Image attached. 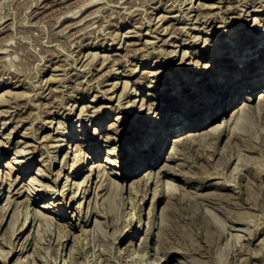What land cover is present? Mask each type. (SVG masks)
<instances>
[{"label": "rangeland", "instance_id": "obj_1", "mask_svg": "<svg viewBox=\"0 0 264 264\" xmlns=\"http://www.w3.org/2000/svg\"><path fill=\"white\" fill-rule=\"evenodd\" d=\"M233 32L234 36L231 35ZM259 37H264V0H0V264H139L136 261L144 255L149 256L146 264H264V202L260 203L258 210H254L236 199L238 192H241L242 198H247L246 183L248 185L249 180H253L254 184L250 182L249 187L252 186L256 194L260 192L258 197L264 201V194H261L264 193V175L255 179L253 175L248 176L246 171H241L240 167V174L245 173L248 179L239 182L242 184L238 185L239 189L234 188L238 187L234 186L236 183L227 181L238 163L244 161L234 159L227 165L224 171V178L228 175L226 180L223 175L221 179H210L215 177V161L220 158L215 155L210 162L215 163L212 171V164L204 170L205 174H212L213 177L203 183L201 179L206 175L202 173V168L207 167L205 159H202L206 156L204 143L195 141V144L189 145L191 148H179L183 150L179 159L168 162L175 147L172 137L159 163L151 169L144 166L134 176L123 177L130 166L115 168L106 161L124 162L121 157L126 156L121 154L122 149L129 145L133 147L134 141L139 138L137 136L143 135L141 132L146 126L142 125L148 116H152V125L156 126L166 124L173 117H179L182 122L189 120L186 116L188 112L182 109L185 101L181 102V99L184 96L186 100L196 102L192 109L199 111L205 105V98L189 97L193 90L180 91L190 83L188 80L191 77V87L198 90L197 94L200 93L199 88L204 86L207 89L210 81L218 82L217 78L221 75L226 89L222 92H230L228 72L225 70L234 61L222 60L234 57L236 50L231 49L233 45L241 48L248 39L252 41ZM220 47L230 49L214 53ZM218 58L221 61H215ZM255 58L260 59L259 55ZM259 64H254L252 70H258L255 66ZM199 65L202 66L200 70ZM240 69L241 66L237 70ZM196 71L199 74L196 75ZM254 71L252 74L256 75ZM241 74L239 72L234 76L235 87H246L234 108L241 109V102L248 97L254 98V103L250 105L255 108L261 89L254 96L248 95L247 83L253 84L254 78L245 79ZM206 76L208 78L201 82ZM183 77L185 79L180 80L178 88L170 86ZM259 82L263 84L264 77ZM159 86H163L164 90L157 89ZM165 87L171 90L165 92ZM84 106L90 107L82 110ZM94 112L98 118L85 123L82 132L86 133L80 136L83 113L93 115ZM117 118L121 119L116 121ZM102 119L104 121L99 128L101 137L94 136L96 125ZM259 120L250 117L242 123L251 125L255 121L260 123ZM59 121L65 126L70 125V128H60ZM58 132H66L67 136ZM188 132L189 129L180 131L173 138L183 142L182 138ZM80 137H88L89 141H80ZM107 137L111 138L109 142H106ZM60 139L65 140L64 144L68 147L51 148L58 145L57 140ZM227 141L226 135L216 147L221 150ZM20 150L29 154L21 157L18 154ZM134 150L128 155L132 156ZM109 152L115 155L110 156ZM201 154L203 157H200ZM78 155L80 160L85 161L79 168L83 167L84 171L77 178L71 176L70 179L82 185L80 189L75 186L71 192L64 193L63 187L79 159ZM88 156L91 159L87 160ZM94 156L97 158L93 159ZM250 157L257 159L259 171L264 172V151L262 155L252 154ZM15 158L19 162L16 166L18 171L10 172L6 166ZM247 161L245 164L252 166ZM94 164L101 167L93 169ZM167 166L175 168L170 175H165ZM20 167H28V172H22ZM192 167H201L200 172L195 173L196 177L194 173L188 174V171L195 170ZM108 172L113 184L120 185L112 192L102 190L101 183L105 177L97 183L98 175ZM149 172H152V178L147 176ZM235 174L237 179L240 174ZM6 177L13 179L12 182ZM33 179L44 186L40 187L42 192L49 190L40 193L39 197L45 194L48 197L33 201L25 192ZM138 182L139 185L136 184ZM167 183L174 189V197L170 199L166 196ZM216 183L219 184L215 188L213 184ZM224 184L232 186L225 189ZM56 192L66 196L57 197ZM182 194H188L187 197L192 199L183 200ZM209 194L216 195L210 198ZM74 195L80 197L73 201ZM217 195H233L235 200L227 205ZM104 202L105 208H108L105 214L108 219L94 212L96 208L98 211L97 203ZM58 204L63 206L56 208ZM166 204L169 212L165 218L176 217H173L175 221L172 218L173 222L168 220L171 223L163 221L168 219L163 218L162 213ZM43 206H49V209H43ZM195 207L201 209V213ZM232 209L239 210L235 213L234 210L231 212ZM63 210L68 212L63 218L53 214H60ZM90 211L93 213L90 214ZM193 211L198 217L193 215ZM224 211L228 215L225 216ZM174 212H180L179 216ZM246 212L248 216H242ZM232 214L239 216L235 218ZM207 217L214 226L206 224L209 223L205 219ZM43 219L49 220V223L41 222ZM58 224L65 225L68 231L67 240L63 242L59 239ZM162 224L164 230L160 229ZM165 225L172 230L166 229ZM188 225L193 231L187 229L190 228ZM204 225H207L206 228ZM183 229L185 233L181 231ZM196 229L200 232L196 233ZM208 229L213 232L210 234ZM97 232L103 236L102 240H94ZM180 232L187 233L186 237L190 240H186ZM202 232L208 234L203 233L206 235L203 236ZM167 233L171 234L170 237ZM192 234L193 240L188 238ZM176 236L181 238L177 240ZM161 240H167V244L171 242L170 250L173 249L166 250ZM72 250L77 251L76 254L72 255ZM102 251L107 255L98 259L97 255ZM121 257L124 261L120 260Z\"/></svg>", "mask_w": 264, "mask_h": 264}, {"label": "bare ground", "instance_id": "obj_2", "mask_svg": "<svg viewBox=\"0 0 264 264\" xmlns=\"http://www.w3.org/2000/svg\"><path fill=\"white\" fill-rule=\"evenodd\" d=\"M95 2V1H94ZM91 5V4H90ZM189 17H191V16H189ZM255 17H257V16H255ZM259 18V17H258ZM258 18H255V21H258ZM188 19V18H187ZM186 19V20H187ZM189 21V20H188ZM257 24H259V23H257ZM261 24V23H260ZM232 36H234L235 35V33L233 32L232 34H231ZM244 35V34H243ZM260 35V34H259ZM251 40V39H250ZM249 39H248V45H247V43L246 44H244L241 48L239 47V46H232L231 47V49H233V50H236V53H235V55H234V57L233 58H228L227 60H222V61H225V62H227V61H234V63L231 65V67L230 68H228L227 70H225L226 72H228V74H227V84L229 85V86H231V91L230 92H228V93H226V92H222V91H226V89L224 88V85H223V82L225 81V79H224V77H223V79H221L222 78V75H221V77L219 76V78H217V81L218 82H213V83H211V81H210V83H209V85L207 86V89H204V86L203 87H201V88H199V89H201V90H199L200 91V93L199 94H197L196 92L198 91V90H194V88L193 87H191V85H193V83H191L192 82V80H193V78L191 77V79H189L188 81L190 82L189 84H187L185 87L183 86V90H180L181 91V93H183V92H185V91H188V90H193L194 91V93H192L191 95L189 94V97H192L193 99L194 98H197V99H202V98H205V105L201 108V109H199V111H196V109H195V111L192 109V105H194L195 103L193 102L192 103V101L190 102V100H186V97L184 96V98H182L181 99V102H183V101H185V104H184V107L182 108V109H186V111L188 112L187 114H186V116L187 117H189V120H187V121H185V122H182V120L179 118V117H177V118H171L170 120H168L167 121V123L166 124H164V125H161V126H156L155 124L154 125H152L153 123H152V116H148L147 118H146V121H144L145 122V124L144 125H142V126H146V129L143 131V132H141V133H143V135L142 136H137V137H139L138 138V140H136V141H134V145H133V147H131L130 145L129 146H127V147H125V148H123L122 150V152L123 153H121L122 155H125L126 157L124 158V157H121L122 159H123V161L124 162H118V161H115V162H113L112 160L110 161V160H106L107 161V163H108V161H109V165H111V166H113V167H123V168H125L124 166H126V165H128V166H130V168H129V170L128 171H126L124 174H123V177H125V178H128V177H131V176H134V175H136V174H138L139 172H141V170H142V168L145 166L146 168H149V169H151V168H154L158 163H159V161H160V159H162V152L164 151V149L166 148V146H167V144H168V140L169 139H171V137H172V139H171V141H173V140H175V147L173 148V150H172V152L170 153V156L168 157V159H167V161L168 162H174V161H176L177 159H179V157H180V155H182V151L181 150H179V148H185L186 146L187 147H190V146H192V143H194L195 141H200L202 144L204 143V147H203V150L205 151V154H204V156H205V158L202 156V154H201V156L200 157H203L202 159H205L204 160V162H205V164H207V167L205 166V168L206 169H204V168H202L203 170V172L202 173H204L205 174V172H204V170L206 171L208 168H209V165L210 164H212V163H210L211 161H212V158L215 156V155H219L220 156V158L217 160V161H215V163H217L216 165H215V172L213 173V175L216 177H214V178H210V177H213L212 176V174H210L209 172V174L210 175H208L207 173L205 174L206 175V177H204V176H202L201 175V173H200V175L202 176V178L203 179H201V181L203 182V183H205L206 182V180L207 179H221V176L224 178V176H225V172H226V167H227V165L228 164H230L231 162H232V160H237V159H239V161H244V162H241V163H238V165H237V167L234 169V171H233V173H231V176L229 175V177L227 178V181H230V183L231 182H234V183H236V185H234V186H238L239 184H241V183H239L241 180H243L244 181V179H248V176L250 175V176H252L253 175V177L255 178L256 176H257V178H261V176L262 175H264L263 173L264 172H262V171H259V166H257V164H258V162H257V159L255 158V157H250V156H252V154H258V155H262V153H263V149H264V135H263V132H264V82H263V84H261L260 85V82H259V80L262 78V77H264V37H263V39H262V37H259L258 39H252V41H250ZM205 41H207V40H205ZM223 47H225V45L223 46ZM118 49H120V48H118ZM223 49V50H222ZM230 48L229 47H227V48H222V47H220V48H218V50H215L214 51V53H224L226 50H229ZM221 51H223V52H221ZM186 53V52H185ZM217 55V54H216ZM218 55H220V54H218ZM222 55H224V54H222ZM226 55H230V53H227ZM231 55H232V52H231ZM256 55H259V60H257L255 57H256ZM250 60H251V62H250ZM215 61H221V59H216ZM241 63H243V64H241ZM256 63H260L258 66H255V68L256 67H258L257 69L258 70H256V71H254V70H252L254 67H252V66H254V64H256ZM241 64V65H240ZM202 65V64H201ZM241 66V69H240V71H238L239 70V67ZM233 67H235L233 70H231ZM137 68V67H136ZM198 69L200 70V69H202V66H200L199 65V67H198ZM238 69V70H237ZM136 72H137V70H135ZM253 71L255 72V74L256 75H254V74H252L253 73ZM239 72H242V74L241 75H244V78L245 79H247V78H249V77H252V79H253V84L251 83H247V93H248V95H256V91H259L260 89V93H259V95L256 97L257 99L259 98V100H258V104H257V106L255 107V108H252L251 107V105H250V103H254V98H250V97H248V98H245V101H243V103L241 102V104H242V108L241 109H238V107L236 106L235 108H234V104L236 103V101L238 100V98H240V95H241V93H242V91H244L245 89V87H235L236 86V84H237V82H235V79H234V76L236 75V74H238ZM113 74H115V72L113 73ZM197 74H199V71H196V75ZM116 75V74H115ZM208 78V76H206L205 78H203L202 80H201V82H203V81H205L206 79ZM182 79H185V77H183V78H181V79H177L178 81H175V82H172V84L170 85V86H172V85H174L175 86V89L176 88H178V83L180 82V80H182ZM216 79V78H215ZM214 79V80H215ZM197 80V79H196ZM249 80V79H248ZM249 81H251V78H250V80ZM201 82H199L198 84H200ZM155 84H156V82H155ZM220 84V85H219ZM227 86V85H226ZM16 87V86H15ZM218 87V88H217ZM166 88V90H165V92H168V91H170L171 89L169 88V87H165ZM157 89H159V90H161V89H163L164 90V88H163V86L162 87H160L159 86V88H157ZM110 91V90H109ZM176 93V92H175ZM204 93H207V94H204ZM201 94H203V95H201ZM132 95V94H131ZM172 95V94H171ZM203 96V97H202ZM170 97H172V96H170ZM244 97H247V96H244ZM243 97V98H244ZM256 100V99H255ZM95 100H92L91 102H94ZM175 101V100H174ZM188 101V102H187ZM256 103V102H255ZM241 104H240V106H241ZM77 106V105H76ZM89 107L90 106H84L83 108H82V110L83 109H89ZM217 107V108H216ZM80 108V107H79ZM92 108V107H91ZM94 108V107H93ZM176 110H178V108H176ZM175 110V111H176ZM209 111V112H208ZM86 112V111H85ZM97 112V111H96ZM178 112V111H177ZM180 112V111H179ZM205 112L207 113L208 112V114L207 115H205ZM78 114V113H77ZM82 114V113H81ZM177 114H179V113H176V115ZM210 114V115H209ZM71 115V114H70ZM139 115V114H138ZM173 115V114H172ZM209 115V116H208ZM81 116V115H80ZM137 116V115H136ZM206 116H208V117H206ZM181 117V116H180ZM206 117V118H205ZM250 117H255V120H257V119H260L259 121H261L260 123L258 122V123H256V121H255V123L253 124H251V123H249V124H251V125H246V124H244L243 125V121H245V120H247V119H249ZM96 118H98V116L97 115H95V112H94V114L93 115H91V113H90V115L89 114H85V113H83V117H81V122H82V125L79 127L80 128V136L81 135H84L85 133H86V131L84 132H82V129H83V127H85L84 126V124L85 123H87V122H90V120H95ZM74 119V118H73ZM88 119V120H87ZM118 119H121V118H117L116 119V121L118 120ZM142 119V118H141ZM245 119V120H244ZM103 119L102 120H99L98 122V125H96V129H95V133H94V136H98V137H101V133L102 132H100V130H99V128H101L102 127V123H103ZM249 121V120H248ZM250 122V121H249ZM57 123H59V127L60 128H62V129H64V130H66V127H69L70 128V125H66L65 126V124H63L62 122H57ZM57 123H56V125H57ZM107 125H109V124H107ZM65 126V127H64ZM72 126V125H71ZM140 128H142V127H140ZM186 129H189V132L188 133H186L185 134V136L186 137H184V138H182L183 140V142H179V140H178V138L176 137V138H173L174 136H176L180 131H184V130H186ZM168 130V131H167ZM79 131V130H78ZM134 131V130H133ZM60 135H65L64 137H66L67 135L65 134L66 132H64V133H61V132H58ZM132 133V132H131ZM68 134V133H67ZM79 134V133H78ZM227 135V137H228V141L226 142V144H225V146L220 150L218 147H216V144H217V142L222 138V137H224V136H226ZM136 136V135H135ZM180 137H183V136H180ZM108 138V140L106 141V142H109L110 140H111V138H109V137H107ZM73 139V136L72 137H70L69 138V142L71 141ZM88 139V137L87 138H85V139H83V137H80V138H78V140H80V141H86V143H87V141H89V140H87ZM99 139V138H98ZM58 142H59V144L58 145H56V146H52L51 148H63L64 146L65 147H68V144H64V141L65 140H57ZM25 144V143H24ZM195 144V143H194ZM28 145V144H27ZM26 145V146H27ZM190 145V146H189ZM21 146V145H20ZM81 146V145H80ZM25 148V147H24ZM23 148V149H24ZM191 148V147H190ZM22 149V148H21ZM132 149L135 151L134 153H133V155L132 156H130V155H128V153H130V151H132ZM186 149V148H185ZM193 149V148H192ZM202 149V148H201ZM200 149V150H201ZM190 150V149H189ZM200 150H198V151H200ZM73 151V150H72ZM77 151H79V150H75V152H77ZM124 151H126V152H124ZM193 151V150H192ZM81 152V151H80ZM194 152V151H193ZM203 152V151H202ZM206 152H207V154H206ZM190 153V152H189ZM201 153V152H200ZM246 153V154H245ZM18 154L22 157V156H26V155H28L29 154V152H25V150H20V151H18ZM84 154V153H83ZM197 154V153H196ZM247 154H249V155H247ZM109 155L110 156H113V155H115V153H112V152H109ZM184 155V154H183ZM198 155V154H197ZM18 156V155H17ZM199 156V155H198ZM218 156V157H219ZM80 157V155H78V158ZM91 157V156H90ZM89 156L87 157V160H89V159H91ZM217 157V158H218ZM69 159H70V157H68ZM68 158H66V161H65V166L67 165L66 164V162H67V159ZM84 158V157H83ZM82 158V159H83ZM97 158V156H94L93 157V159H96ZM127 158H129L128 160H127ZM134 158V159H133ZM146 158H147V160H146ZM198 159H200L199 157H197ZM216 158V157H215ZM18 159V158H17ZM17 159L15 158V159H13L12 161H10V162H8V164H7V170H9L10 172H17L18 171V168L16 167V166H18L19 165V162H17ZM85 159V158H84ZM214 159V158H213ZM244 159V160H243ZM248 160L249 162H250V164H252V166L250 165L249 166V164L247 163V164H245V162ZM9 161V160H8ZM55 161H56V159H55ZM247 161V162H248ZM136 162V164L135 165H133L134 163ZM147 162V163H146ZM6 163V162H5ZM214 162H213V164H215ZM85 164V161H83V160H80V158L77 160V162H76V164L75 165H73V167H72V170H71V173H70V175H69V177L67 178V181H66V183H65V185H64V189H63V191H64V193H66L67 191H72V189H74V187L76 186H78L79 187V189H80V187H81V185L82 184H80V183H77L76 181H74L73 182V180L75 179V178H77L79 175H80V173L82 172V171H84V168L82 167L81 169H79L80 168V166L81 165H84ZM96 164V163H95ZM93 165V169H98V167L100 168L101 167V165ZM133 166H132V165ZM213 164L211 165L212 167H210L211 168V171H212V168H213ZM26 165V164H25ZM28 165H30V164H27V166ZM128 166L126 167V168H128ZM165 167V166H164ZM203 167V166H202ZM240 167L242 168V170L241 171H246V174L248 175H246V176H244V174L242 173V174H240L241 173V171H239V169H240ZM27 168L28 167H20V170L22 171V172H28L27 171ZM192 168H194L195 170H190V171H188V174H190V173H194V175H195V177H196V172H200V168L201 167H199V168H195V167H192ZM46 169V168H45ZM100 170V169H99ZM173 170L175 171V168L174 167H169V166H167L166 167V169H165V175H170L171 173H173ZM228 170V169H227ZM39 171H41V170H39ZM225 171V172H224ZM102 172V171H101ZM238 173V174H240V176L236 179V174L235 173ZM39 173V172H38ZM145 173V172H144ZM8 176L10 175V173H6ZM21 174V173H20ZM106 174V175H105ZM101 173V174H99L98 175V179H97V183H100L103 179L102 178H104L105 177V179L103 180V181H105L106 182V185H104V183L105 182H103L102 181V183H101V187H102V190H107L108 192H112V190H117V189H119L120 188V185L119 184H113L114 182H112L111 181V179L109 178V175L111 174L110 172H108V173ZM198 175H199V173H197ZM203 174V175H204ZM237 174V175H238ZM41 175V174H40ZM142 175H143V173H142ZM152 172H149L148 174H147V176H149V178H152ZM199 175V176H200ZM74 177V179L72 180V179H70V177ZM141 176V175H140ZM190 176H193V175H190ZM208 176V177H207ZM218 176V177H217ZM228 175L226 174V177H227ZM60 177H61V174H60ZM225 177V178H226ZM7 178V180H9V181H11L12 182V180H11V178H9V177H6ZM198 178H200V177H198ZM224 178V179H225ZM253 178V179H254ZM257 178H255V179H257ZM250 179V178H249ZM146 180H148V179H146ZM195 180H197V179H195ZM200 180V179H199ZM198 180V181H199ZM226 180V179H225ZM160 181V180H159ZM246 181V180H245ZM253 181V180H252ZM252 181H250L249 180V184L247 185V183H246V186H248V188H247V191L245 190V195H246V199H244V198H242L241 197V192H238V195H239V197L238 198H236L237 200H239V202H241L242 204H244V205H248V206H250L251 207V209H254V210H256L258 207H260L259 205H260V203L262 202H264V201H262V200H260L259 199V191H261L260 189H259V187H258V189H259V193L258 194H256V192L255 191H253L251 188H252V186H251V188L249 187L251 184H254V182H252ZM258 181V180H257ZM259 181H260V179H259ZM109 182V183H108ZM242 182V181H241ZM250 182H252L251 184H250ZM108 183V184H107ZM263 183V182H262ZM2 184V177H1V175H0V185ZM73 184V186L72 187H70V188H68V186H71ZM111 184V185H110ZM136 184H138L139 185V182L138 183H136ZM219 183H216V184H213L214 186H215V188L217 187V185H218ZM258 184H260V182L258 183ZM211 186V187H214V186ZM221 185H223V184H221ZM225 185V184H224ZM242 185V184H241ZM261 185H263V184H261ZM260 185V187L261 188H263L262 186ZM34 186H37L36 188L34 187ZM227 186H232V184H226L225 186H224V188L226 189V187ZM40 187H44L40 182H38L36 179H33V180H30L29 181V183H28V187H27V189L25 190V192H28V195L30 196V197H32L33 198V201H41V200H43V199H45V197H48V194H45V195H41V197H39L40 195V193H44V192H48L49 190H43V192H42V190H40ZM75 187V188H76ZM176 187H178V186H176ZM219 187V189H221L222 187H220V186H218ZM242 187V186H241ZM243 187H245V186H243ZM234 188H237V189H239V186L238 187H234ZM246 188V187H245ZM254 188V187H253ZM256 188H257V186H256ZM256 188H254L255 190H258V189H256ZM46 189V188H45ZM241 189H243V188H241ZM173 186L170 184V183H167V193H166V196L169 198V197H174V193H173ZM223 190V189H222ZM243 191V190H242ZM53 192V191H52ZM55 192V191H54ZM175 192V191H174ZM227 192V191H226ZM74 193V192H73ZM89 193V192H88ZM237 193V192H236ZM1 194V193H0ZM262 195L264 194V193H261ZM260 194V195H261ZM35 195V196H34ZM55 195H57V197H61V198H64L66 195L65 194H61V193H58V192H56L55 193ZM80 195H81V193H80ZM80 195L78 196V195H74L73 197H72V200L74 201L77 197H80ZM188 195V194H187ZM187 195L186 194H182V199L183 200H185V198H191V197H187ZM210 195V198H211V196H213V194H209ZM216 195V194H215ZM215 195L213 196V197H215ZM261 195V196H262ZM176 196V195H175ZM189 196V195H188ZM208 196V195H207ZM218 196V198L220 199V201L222 200V202L223 201H225L226 202V204L227 205H230V202L231 201H233V200H235V198L233 197V195H224V196H222V195H217ZM259 196V197H258ZM2 197V196H1ZM1 197H0V199H1ZM54 197V196H53ZM202 197H205L206 198V196H202ZM209 198V197H208ZM218 198H216V199H218ZM262 198V197H261ZM55 199V198H54ZM170 199V198H169ZM175 199V198H174ZM192 199V198H191ZM194 199V198H193ZM204 199V198H203ZM213 199V198H212ZM189 200V199H188ZM187 200V201H188ZM195 200V199H194ZM197 200V199H196ZM205 200V199H204ZM169 201V200H168ZM190 201V200H189ZM209 201H212V200H209ZM217 201V200H216ZM216 201H213V202H216ZM219 201V202H220ZM194 202V201H193ZM219 202H216V203H218L219 204ZM56 203V202H55ZM191 203H192V201H191ZM195 203V202H194ZM98 204V211H96L97 210V208L95 209V214L97 213V215H99V216H101V217H104V218H107L108 219V215L107 216H105V214H107V210H106V208H105V202L104 203H97ZM167 204H169V202H167ZM166 204V206H165V208L163 209V211H162V213H163V215H164V217L163 218H165V215L166 216H168V205ZM220 204H223V203H220ZM219 204V205H220ZM234 204H237V203H234ZM234 204H231V205H234ZM195 205V204H194ZM198 205V206H197ZM196 206L197 207H199V203L197 204ZM202 205V204H201ZM238 205H239V203H238ZM263 205H264V203H263ZM58 206H63V204H58L57 206H56V208L58 207ZM80 206V205H79ZM124 206V205H123ZM262 206V205H261ZM45 207V208H44ZM221 207H223V205L221 206ZM225 207V206H224ZM228 207H230V206H228ZM233 207H235V206H233ZM239 207V206H238ZM238 207H236V208H238ZM200 208H202V206L200 207ZM241 208V207H240ZM243 208V207H242ZM248 208V207H247ZM42 209V208H41ZM43 209H49V206H43ZM108 209V208H107ZM122 209H124V207H122ZM173 209H175V208H173ZM195 209H197L196 207H195ZM203 209V208H202ZM224 209H226V207L224 208ZM231 209V208H230ZM229 209V210H230ZM249 209V208H248ZM247 209V210H248ZM198 211H200V213H201V209L199 210V208L197 209ZM196 210V211H197ZM233 210L234 209H232V211L231 212H233ZM238 210L239 209H235L234 211H235V213L236 212H238ZM241 210V209H240ZM245 210V209H244ZM258 210V209H257ZM168 211V212H167ZM174 211V210H173ZM173 211H171L170 213H172ZM175 211H177V210H175ZM196 211H195V213H196ZM197 211V212H198ZM60 212V211H59ZM101 212H103V214H101ZM230 211H228V213H229ZM240 212V215H241V211H239ZM243 212V211H242ZM245 212V211H244ZM44 213V212H43ZM62 213V214H61ZM60 214H57L56 212H53V214H55V215H57V216H59L60 218L62 217H64V215L65 214H68V212H66L65 210H63L62 212H61ZM93 213V211H90V214H92ZM167 213V214H166ZM169 213V214H170ZM175 213V212H174ZM177 214H178V216H179V213L178 212H176ZM175 213V214H176ZM226 213H227V211H226ZM225 213V211H224V214H225V216L226 215H228V214H226ZM176 214V215H177ZM196 214H198V213H196ZM234 214V213H233ZM232 214V216H235V218L237 217L238 218V216L237 215H233ZM239 214V213H238ZM247 214H249V213H242V216L243 215H247ZM109 215H110V213H109ZM173 215V214H172ZM182 215V214H181ZM193 215H195L194 214V211H193ZM229 215H230V213H229ZM196 217H198L197 215H195ZM201 216V215H200ZM232 216H230V218L232 217ZM242 216H240V217H242ZM244 216V217H245ZM248 216V215H247ZM81 217V216H80ZM173 217H175V215L174 216H172L171 218H169V217H167V218H165V219H167V220H163V221H167L168 223H171V222H169L168 220L169 219H171V221H172V218ZM182 216H180V218H181ZM239 217V218H240ZM73 218V217H72ZM176 218V217H175ZM180 218H178L179 220H180ZM203 220H204V218L203 217H201ZM208 218H210V217H207V218H205V219H207L208 220ZM227 218H229V217H227ZM183 219V218H182ZM194 219V218H193ZM27 220H28V217H27ZM57 220V219H56ZM173 220L175 221L176 219H174L173 218ZM192 220V219H191ZM210 220V219H209ZM209 220L207 221V222H209ZM46 222V223H49V220H46V219H43V220H41V222ZM194 221V220H193ZM206 221V220H205ZM26 222H28V221H26ZM37 222V221H36ZM166 222V223H167ZM173 222V221H172ZM199 222V221H198ZM201 222V221H200ZM211 222V221H210ZM206 223V222H204V223H206L208 226H209V224H211V225H213L212 223ZM167 223V224H168ZM175 223H177V222H175ZM191 223V222H190ZM192 223H194V222H192ZM195 223H196V220H195ZM195 223H194V226L193 227H195L196 228V225H195ZM37 224V223H36ZM164 224H165V222H164ZM173 224V223H172ZM179 224V223H178ZM189 224V223H188ZM197 224V223H196ZM201 224V223H200ZM185 225H187V224H185ZM192 225V224H191ZM197 225H199V224H197ZM201 225H203V223L201 224ZM207 225H204V227L206 228V226ZM27 226V225H26ZM166 227L168 226V225H165ZM169 226H171V225H169ZM174 226H176V224L174 225ZM180 226V225H179ZM189 226V225H188ZM200 226V225H199ZM198 226V228H200ZM214 226V225H213ZM161 227L163 228V230L165 229L164 227H163V224L162 225H160V229H161ZM173 227V226H172ZM190 228H187V229H190V230H192L191 229V226H189ZM24 228V227H23ZM66 226L65 225H60V224H58V229H59V231H60V238L59 239H61V242H63V241H65V240H67V237H68V231H66ZM169 227H167L166 229H168ZM171 228V227H170ZM169 228V229H170ZM175 228V227H174ZM177 228V227H176ZM180 228V227H179ZM186 228V227H185ZM194 228V229H195ZM202 228H203V226H202ZM201 228V229H202ZM215 228V227H214ZM204 229V228H203ZM150 230H151V228H150ZM162 230V231H163ZM171 230H172V228H171ZM177 230H178V228H177ZM176 230V231H177ZM200 229H196V233H199L200 231H199ZM209 230V232L211 231L210 229H208ZM232 230V229H231ZM234 230V229H233ZM96 230H94V232H95ZM161 231V232H162ZM180 231V230H179ZM182 232H184V229L183 230H181ZM193 231V230H192ZM86 232V231H85ZM88 232V231H87ZM164 232H168V231H164ZM172 232H174V234H176L175 233V231H172ZM206 232H207V230H206ZM206 232H202V234L204 233H206ZM213 231H211L210 232V234L212 233ZM19 233V232H18ZM129 233V232H128ZM170 233V232H169ZM177 233H178V231H177ZM185 233V232H184ZM184 233H181L180 232V235L181 234H183V235H185V236H183V237H186V234H184ZM188 233L190 234V232L188 231ZM193 233V232H192ZM21 234V233H20ZM94 235L96 234V233H93ZM168 234V233H167ZM173 234V233H172ZM195 234V233H194ZM203 234V236H206V235H204ZM206 234H208V233H206ZM171 235V234H170ZM170 235L168 234L167 235V237L169 236L170 237ZM195 235H197V234H195ZM201 234H199V236H200ZM21 236V235H20ZM95 236H97V237H94V240H102V235H101V233H99V232H97V235H95ZM177 236H179V235H177ZM176 236V237H177ZM188 236V235H187ZM191 236V235H190ZM202 236V237H203ZM105 237V236H104ZM182 237V239H184ZM195 237V236H194ZM18 237H16V239H17ZM95 238H97V239H95ZM164 238V237H163ZM178 238L180 239L181 237H177L176 239L178 240ZM188 238H191V240H193L192 238H193V234H192V237H188ZM201 238V237H200ZM205 238H207V237H205ZM162 239V238H161ZM173 239H174V235H173ZM181 239V240H182ZM186 240H190V239H187V237L185 238ZM199 239V238H198ZM168 240L170 241L171 239H169L168 238ZM200 240V239H199ZM168 241V242H169ZM174 241H176V240H174ZM158 242H160V241H158ZM161 242H163L162 240H161ZM166 242H167V240H166ZM166 242H163V243H161V244H163V247L165 246L166 248V250H170V247H172V246H170L171 245V242H172V240H171V242H169L170 244H167ZM178 242V241H177ZM181 242V241H180ZM190 242V241H189ZM188 241H187V243H189ZM197 242H198V240H197ZM27 243V242H26ZM165 243V244H164ZM183 243V242H182ZM181 243V244H182ZM186 243V242H185ZM186 243V244H187ZM195 243V242H194ZM200 243V242H199ZM116 244V243H115ZM190 244V243H189ZM188 244V246H190ZM198 244V243H197ZM197 244H196V246H197ZM28 245V244H27ZM113 245H114V242H113ZM183 245V244H182ZM185 245V244H184ZM192 245V244H191ZM176 246H177V244H176ZM179 246V245H178ZM27 247V246H26ZM136 247V246H135ZM162 247V248H163ZM173 247H175V246H173ZM183 247V246H182ZM185 247V246H184ZM199 246H197V248H198ZM188 248V247H187ZM190 248V247H189ZM192 248V247H191ZM193 248H194V245H193ZM18 249V248H17ZM173 249V248H172ZM171 249V250H172ZM181 249V248H180ZM186 249V248H185ZM195 250H196V247L194 248ZM193 249V250H194ZM200 249V248H199ZM101 249H99V251H100ZM170 250V251H171ZM183 250V249H182ZM191 250V249H190ZM201 250V249H200ZM137 251V250H136ZM159 252H161V251H163V250H158ZM169 251V252H170ZM185 251V250H184ZM187 251V250H186ZM189 251V250H188ZM187 251V252H188ZM198 251V250H197ZM197 251H195V252H197ZM76 252L77 251H75V250H72V255H74V254H76ZM79 252V251H78ZM166 253L168 252V251H165ZM168 252V253H169ZM193 252V251H192ZM185 253V252H184ZM191 253V252H190ZM137 254V253H136ZM107 255V253L106 252H104V251H102L100 254H98L97 255V257H98V259L99 258H101L102 256H106ZM132 256V255H131ZM134 257V256H133ZM135 257H136V255H135ZM149 257V256H148ZM147 257V255H144V257H142V259H140L139 261H136L137 263H139V264H146V263H148V260H149V258ZM124 257H121V259L120 260H123L124 261V259H123ZM104 261H105V259H104ZM152 262V261H151ZM156 263V262H155Z\"/></svg>", "mask_w": 264, "mask_h": 264}]
</instances>
